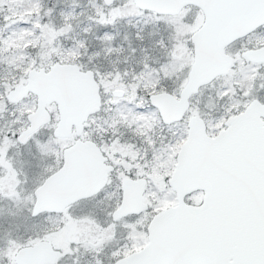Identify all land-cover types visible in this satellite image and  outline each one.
I'll return each mask as SVG.
<instances>
[{"label":"snow or ice","instance_id":"obj_1","mask_svg":"<svg viewBox=\"0 0 264 264\" xmlns=\"http://www.w3.org/2000/svg\"><path fill=\"white\" fill-rule=\"evenodd\" d=\"M0 264H264V0H0Z\"/></svg>","mask_w":264,"mask_h":264}]
</instances>
